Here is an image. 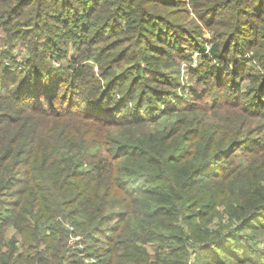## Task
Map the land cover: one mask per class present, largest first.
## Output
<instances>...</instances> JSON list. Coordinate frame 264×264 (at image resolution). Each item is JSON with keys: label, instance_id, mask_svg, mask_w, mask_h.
<instances>
[{"label": "trees", "instance_id": "obj_1", "mask_svg": "<svg viewBox=\"0 0 264 264\" xmlns=\"http://www.w3.org/2000/svg\"><path fill=\"white\" fill-rule=\"evenodd\" d=\"M171 3L0 0V264H264V0H188L199 94Z\"/></svg>", "mask_w": 264, "mask_h": 264}, {"label": "rangeland", "instance_id": "obj_2", "mask_svg": "<svg viewBox=\"0 0 264 264\" xmlns=\"http://www.w3.org/2000/svg\"><path fill=\"white\" fill-rule=\"evenodd\" d=\"M168 1L172 2L171 4L174 5V8H179L178 7L179 3H182V5L185 4V8H186L185 12H179L180 14L177 15L178 18L176 19V22H178L181 25V27H180L181 31L178 30V32H182L183 34L186 33L189 36V38H186L184 41L186 42L189 39H195V38H197L196 40H198V41H196L198 43L195 44V45H188V44H190L189 41H188V44H187V42L184 43L185 46H186L185 48H182L183 45H180L182 47L180 48L179 51H183V56L187 57V59H189L190 56H191L192 59H191V61L183 60V61L180 62V64H181L180 65V73H179V76H178L179 87L187 89V88H191V85H192V88H194L196 90L197 94H199L202 91V89L206 88L205 87L206 85H204L203 83H199V84L195 85L194 78H192L191 77V73L188 72V67H190V66L191 67H196L197 64H198V61H199V59H198L199 56L196 55V54H193V52L191 53L189 48L190 49L195 48L196 46H199L200 44L210 46L209 42H210L211 39H213V32L214 31H212L211 29L204 28L201 24H198L197 22H195L193 20L192 14L190 12L191 11L190 7H188V0H168ZM175 3H177V5H175ZM176 11H179V10L176 9ZM33 12H34V10H33ZM30 13H32V12H27L26 8H21L20 16L21 15H24V16L26 15L27 16ZM171 20H174V19H171ZM17 52H19V50H17ZM95 68L96 67H94L93 70L95 72H97ZM104 83H106V81H104ZM263 95H264V90H263ZM177 98H179V97L173 96L172 97V101H175ZM257 98H260V96H257ZM263 102H264V98H263ZM162 108L163 107L161 106V109ZM144 112H145V110H144ZM146 114L149 115L150 113L147 112ZM263 124H264V122H263ZM263 136H264V128L261 129L260 132H258V133L256 132L253 135V139H251V141H250L251 145L255 146V147H258L260 145V143H262ZM92 150H94V149H92ZM263 240H264V238H263Z\"/></svg>", "mask_w": 264, "mask_h": 264}]
</instances>
